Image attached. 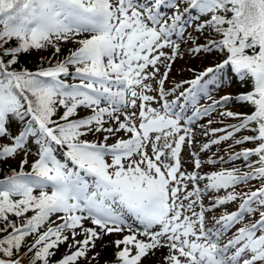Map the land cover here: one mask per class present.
I'll list each match as a JSON object with an SVG mask.
<instances>
[{"label":"snow or ice","instance_id":"snow-or-ice-1","mask_svg":"<svg viewBox=\"0 0 264 264\" xmlns=\"http://www.w3.org/2000/svg\"><path fill=\"white\" fill-rule=\"evenodd\" d=\"M189 24L220 39L209 35L199 44L186 35ZM68 42L77 47L55 65L49 60L35 72L15 67L32 50L52 48L55 59ZM182 44L189 53L224 58L183 81L190 87L169 100L181 87L166 90L165 81ZM225 69L251 90L214 98L209 86L219 90L223 76L217 74ZM70 76L79 82L61 78ZM201 98L211 103L198 107ZM182 99L191 102V115L175 111L183 108ZM233 100L253 111L221 112L240 122L231 131L212 129L226 134L200 151L247 130L253 135L235 144L255 147L228 160L242 159L250 171L203 172L206 164L226 161H202L196 152L193 171H182L181 152L193 142L195 122ZM80 108L91 114L79 117ZM15 122L22 127L13 135ZM88 134L96 139H82ZM5 138L11 144H0V160L22 157L19 170L0 179V264H100L97 242L114 234V260L104 264H144L160 249L167 253L159 264H264V0H0V140ZM30 155L36 157L31 164ZM253 180L260 185L255 190L235 191ZM238 199L236 211L207 218ZM245 216L254 219L226 236ZM61 245L65 254L52 261Z\"/></svg>","mask_w":264,"mask_h":264},{"label":"rangeland","instance_id":"rangeland-1","mask_svg":"<svg viewBox=\"0 0 264 264\" xmlns=\"http://www.w3.org/2000/svg\"><path fill=\"white\" fill-rule=\"evenodd\" d=\"M162 10L168 11L167 9H162ZM169 14H170V12H169ZM193 14H196V13L193 12ZM190 26H192V25L189 24L186 27V30H185L186 35L191 34L194 39L198 37L196 42L199 44H202V42L199 39V36L198 35L196 36L194 31L193 32L190 31V29H189ZM203 42L206 43L205 40H203ZM187 48H188L187 44L181 45L180 51L182 53V56L178 57L175 60V62H173V64H172V71L169 73V77L165 81V89L166 90L173 89L175 87V85H177V84L185 85V89H187L190 87V85L184 84L183 81L194 79L195 75L198 74L200 71H203L207 67H213L214 66L212 64L213 61L210 60V57L215 56L216 55L215 53H212V54H204V53L194 54V53L187 52L186 51ZM165 51H168V50L165 49ZM38 56H39L38 54H32L33 59H37ZM149 70H151V69H149ZM163 71H164V68L161 67V72H163ZM218 74L220 75L221 73H218ZM209 78H211V76ZM149 83H152L153 88L156 87L155 81H149ZM209 88L211 90V94L216 99H219V97H221L223 95H232L235 97V96L239 95L240 93H242L239 91L238 88H235V87L230 88V87H223L222 86L219 88V90H216L213 85H210ZM148 94L156 95L155 92H151ZM168 98L171 100L172 96L170 95V96H168ZM210 103H211V101H209L207 99H203V98H201L199 101V105H201V106H205V105L210 104ZM151 106L156 107V108L160 107V105L157 103H153ZM239 109H241L246 114H251V112H252V111H246V110L251 109V106L246 104V103H243L239 107ZM137 111H138V109H137ZM220 113H221V111L216 109L214 112H212L210 114V116H205V120L196 124L197 125L196 127H193V132H194L193 142L191 145L186 144L185 147L182 149V152H181V163H182L181 170L182 171H185V172L193 171V168H192V159H193L192 153L193 152L198 153L202 161L207 160L208 158L218 159L219 157H223L224 160L226 161L225 163H219L218 162L215 165H207L206 164V165H204L203 172L216 171V170H220L222 168L231 169L233 167L239 168L241 173L250 171L249 168L244 166V161L242 159L241 160H234V161L228 160L229 156H231L233 153H235V152H233L231 147H229L228 145L220 143L218 145H211L210 148L206 151H200V149L204 143L211 144V140L217 139L220 136L226 134V132H216L215 134H213L209 129L210 127L216 126L215 129H225L226 128L227 131L232 130L230 125H227L226 127H220L219 126L220 117L222 116V115H220ZM89 114H91V113H89V111H88L87 113H84L81 116L84 117V116H87ZM209 119L212 120L211 125H209V123H208ZM232 125H234V124H232ZM205 132H207L208 134L205 135L204 134ZM118 136L123 137V138H128V134H126L124 132L118 133ZM82 139L94 141L96 139V136H94L92 134H88V135L82 137ZM114 142H115V138L110 139L108 141L109 144L114 143ZM57 155L60 156V152H57ZM21 156H22V154L16 155L14 160H17ZM28 159H30V156L28 157ZM251 159L254 160L256 158L252 157ZM255 182L257 184H259L256 180H255ZM202 184H203V182H201V185ZM229 191H231V189H229ZM224 194H225V192L222 190L217 195L222 196ZM239 202H240V199H238L235 202H231L227 205L221 206V207L217 208L216 210L207 213L206 214L207 218L210 220V217H212V216L219 217L225 211H227V212L236 211L238 208ZM203 203H204L205 207H207L211 203V201L207 197H205ZM250 220H252V218L248 219V217H245V223H249ZM18 222L19 223L21 222L20 219H18ZM53 226H55V225H53ZM240 227H242V225H240ZM108 238L111 241V240L119 238V236L117 234H114V235L108 236ZM101 243L102 242L98 241L97 246L95 248L96 252L101 253L100 257L98 258L100 261V264H104L105 261H109V262L113 261L114 260L113 254L115 252L114 246H112L113 248L108 254H105L102 247H101ZM163 250L166 251V249H160L156 252V254L159 255V258L158 257L157 258L149 257L147 260H145L144 264H159L160 260L162 259V256H164ZM65 251H66V246H64V245H61L60 248L58 250H56L55 255H56L57 260L60 259L62 257V255L65 254ZM88 255L91 256V255H93V253L89 252ZM79 264H85V261L81 260L79 262Z\"/></svg>","mask_w":264,"mask_h":264},{"label":"trees","instance_id":"trees-1","mask_svg":"<svg viewBox=\"0 0 264 264\" xmlns=\"http://www.w3.org/2000/svg\"><path fill=\"white\" fill-rule=\"evenodd\" d=\"M36 64H37L36 61L30 60V58L27 56V54H23V55L20 56L19 63L17 65H15V67L17 68V70H19L21 68L25 69L27 67L28 68L35 67ZM62 112H63V110L61 111V113L57 114V117L60 114H62ZM0 144H6V143H1L0 142ZM19 163H20V160L17 161L15 164H9L7 162V160H0V179H3L5 176L9 175L11 173L12 169H16L18 171L19 170ZM25 170L27 171L26 166H25ZM9 219L16 222L17 218L10 215ZM9 231H11V229H9ZM3 235H5V234L4 233H0V236H3ZM32 241H33V237L30 236V237L26 238V243L27 244L32 243ZM24 251H26V248H22L21 249L22 253ZM30 257H31V254H29V258Z\"/></svg>","mask_w":264,"mask_h":264},{"label":"bare ground","instance_id":"bare-ground-1","mask_svg":"<svg viewBox=\"0 0 264 264\" xmlns=\"http://www.w3.org/2000/svg\"><path fill=\"white\" fill-rule=\"evenodd\" d=\"M109 242H110V240L108 239V240H105L103 243H109ZM112 248H113L112 245L109 243V246L107 248H102V249H103L105 254H108L112 250ZM154 257L155 258H157V257L159 258V255L156 254Z\"/></svg>","mask_w":264,"mask_h":264}]
</instances>
